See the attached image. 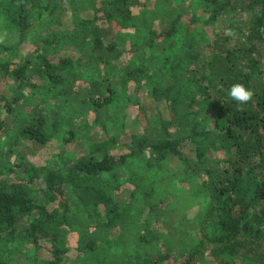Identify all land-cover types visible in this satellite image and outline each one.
<instances>
[{"label": "rangeland", "instance_id": "1", "mask_svg": "<svg viewBox=\"0 0 264 264\" xmlns=\"http://www.w3.org/2000/svg\"><path fill=\"white\" fill-rule=\"evenodd\" d=\"M37 1L30 10L29 27L21 34L7 16L8 0H0V64L9 63L11 68L10 72L0 69V179L26 178L30 167L57 169L62 161L89 152L96 143L108 147L112 139L120 142L126 133L157 140L187 134L192 125L215 146L206 165H222L226 155L216 146L212 129L216 115L209 110L208 95L215 88L208 61L214 57L212 49L245 45L244 9L208 21L204 0H128L129 19L90 23L101 0ZM171 27L173 34H161ZM96 37L102 44L96 43ZM44 57L69 61L66 69L57 71L61 83L40 74ZM91 57L97 58L91 61ZM23 64L24 76L16 79L13 71ZM171 84L177 122L166 129L162 123H169L168 105L165 98L155 100L151 89ZM108 94L110 101L98 106L96 101ZM1 96L11 101L10 110ZM38 118L50 136L45 144L21 133ZM185 150L197 172L168 154L154 168L152 185L140 187L132 199L133 182L145 156H130L121 167L99 177L104 185L122 183L108 192L120 207L136 212L114 226H104L103 214L92 215L70 192V226L62 228V244L69 251L61 263L137 264L167 254L170 258L163 264H179L207 228L201 222L204 200L194 199L188 193L189 180H184L195 182L199 169L206 166L196 163L191 148ZM147 200L158 205L156 216L147 215ZM30 220L23 217L19 228L27 227ZM145 229L152 230L156 239L140 241L138 235ZM88 241L94 243L92 249L84 248ZM210 249L203 247L200 263L223 264L209 255ZM255 258L252 250H245L229 257L228 264H255ZM42 259L26 240L0 241V264H39Z\"/></svg>", "mask_w": 264, "mask_h": 264}, {"label": "trees", "instance_id": "2", "mask_svg": "<svg viewBox=\"0 0 264 264\" xmlns=\"http://www.w3.org/2000/svg\"><path fill=\"white\" fill-rule=\"evenodd\" d=\"M204 3L208 21H214L237 8L244 9L248 18L244 25L245 45L232 49L228 46L212 49L214 57L208 61L211 70L209 78L213 83L211 87L215 88L208 95L209 110L216 115L212 128L215 130L216 146L226 155L222 165L217 168L206 165L215 146L194 125L187 134L172 138L169 135L164 139L150 140L126 133L120 142L112 139L108 147L105 143H96L89 152L62 161L57 169L30 167L26 178L0 179V241L26 240L35 254L42 255L39 264H62L69 251L62 244V228L70 226V192L76 195L79 205L88 208L92 215L103 214L104 226H114L134 217L136 212L130 207H120L108 192V188L119 189L122 183L108 182L104 185L98 182L99 177L121 167L130 156H145L136 181L132 179V199L141 191L140 187L152 185L150 178L154 175V168L167 160L168 154L177 156L183 164L197 172V167L191 164L185 150L191 148L196 163L206 167L199 169V175L203 169L202 178L199 179L198 175L195 182L189 178L184 180H189L188 193L194 199L204 200L201 222L207 228L197 243L182 255L179 264H201L202 249L207 245L211 247L209 255L223 264H228L229 257L235 258L245 250L255 253V264H264V0H204ZM37 4V0H8L7 16L21 34L29 27L30 10ZM128 6V0H101L97 15L89 22L102 23L119 17L129 19ZM173 32L174 28L171 27L161 34ZM96 38V43L102 44L101 39ZM254 53H258V57ZM196 56L197 53L192 55L193 58ZM100 57L104 58L102 55ZM96 58L91 57L90 60ZM68 62L44 57L39 72L51 82L61 83L63 78L57 71L66 69ZM1 68L5 72L11 71L9 63L0 64ZM25 69L26 65L23 64L13 71L16 79L23 78ZM28 77L25 76L26 79ZM235 83L250 89L253 98L244 104L233 101L228 91ZM172 89V84L151 89V96L155 100L165 98L168 105V126L162 123L166 129L177 122ZM1 97L5 98L6 109L10 110L11 101L7 96ZM110 99L111 95L108 94L97 100L96 104L102 106ZM189 102L194 104L193 112L197 114L194 99ZM21 133L39 144H45L50 139L44 130L42 118L22 127ZM113 176L117 177V174L113 173ZM145 202L149 205L145 208L147 215L156 216L158 205L148 200ZM29 216L31 220L28 226L20 229V220ZM156 236L147 229L138 235L144 243L155 240ZM85 246L92 249L94 243L84 242ZM169 258V255L161 254L145 258L137 264H163Z\"/></svg>", "mask_w": 264, "mask_h": 264}, {"label": "clouds", "instance_id": "3", "mask_svg": "<svg viewBox=\"0 0 264 264\" xmlns=\"http://www.w3.org/2000/svg\"><path fill=\"white\" fill-rule=\"evenodd\" d=\"M229 96L238 104H244L253 98V92L241 83H235L228 91Z\"/></svg>", "mask_w": 264, "mask_h": 264}]
</instances>
